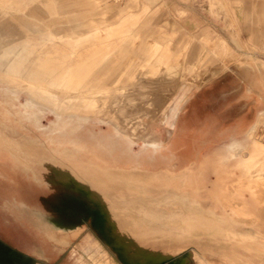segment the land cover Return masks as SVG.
Here are the masks:
<instances>
[{"label":"rangeland","instance_id":"obj_1","mask_svg":"<svg viewBox=\"0 0 264 264\" xmlns=\"http://www.w3.org/2000/svg\"><path fill=\"white\" fill-rule=\"evenodd\" d=\"M136 1L137 6L131 9L128 8L134 3L131 0H0V264H86L85 258H79V255L80 245L87 247L82 240L88 233L115 263L130 264L133 257L130 251L117 248L114 245L116 241L112 245L104 241L96 229V234H92L91 228H83L84 232L78 238L68 239L70 230L79 225L76 218L84 217L89 226L96 218L92 203L86 196L89 194L77 186L73 178H84L95 194L102 197L93 199L94 202L108 204V199L102 196L107 189L103 187L101 170L112 173L108 170L125 167L134 156L142 160L143 166L153 170L171 167L175 170L185 164L197 163L193 158L203 149L204 145L198 144L197 136L191 132L180 133V118L177 126L175 124L188 98L205 82L196 78L199 74L205 78L210 68L200 69L198 65L193 69L190 65L182 74L181 65H174L172 73L167 71L169 67H164L157 76L165 78L161 81L178 76L180 86L184 83L168 105H153L154 119L149 128L158 134L154 133L156 141L130 148L112 123L98 122L94 117L98 112L89 108L90 102L85 100L90 96L86 95L94 88L107 91L116 84L130 83L139 74L156 78L153 76L156 66L153 65V57L146 58L141 66L142 62H127L122 57L112 59L109 57L111 51L102 54L106 49H85L97 40L96 35L91 34L93 29H99L100 35H104L108 27L115 26L127 12L140 13L141 5L152 1L149 11L153 12V19L141 14L132 33L147 26L156 30L167 20L178 28L169 41V49L175 51L189 40L192 53L200 42L197 38L190 40L186 35L189 31L193 36H199L206 28L212 37L224 38L240 55L237 63L244 66L229 64L227 68L222 65L220 73L205 84L225 72L251 74L263 99L259 102L258 111L264 110V81L260 73L264 72V46L260 48L264 42V25L263 34L248 42L250 48L244 51L237 47L233 37L239 33L247 42L253 28L249 24L232 25L229 15L223 18L217 6L219 0ZM46 6L50 7L52 16L44 11ZM61 6L64 7L57 15ZM193 19L196 24L191 22ZM35 22L39 23L38 27ZM66 29L71 31L65 32ZM77 34L80 37H73ZM148 51L153 53V49ZM183 99L177 115V107ZM68 107L71 109L67 110ZM150 107L141 105L139 109ZM154 108L160 110V115ZM72 113L85 118L78 120ZM139 118L143 123L149 122L144 114ZM256 129H259V140L264 143L263 116ZM57 165L70 167L75 172L89 170V175L79 172L80 175L65 179L58 174ZM259 169V173L264 172V164ZM236 178L234 172L228 183ZM261 197L264 198V191ZM55 209H59L66 218L54 215ZM91 210L95 217L89 218L93 213ZM70 223L75 224L70 226ZM239 230L250 231L243 224L239 225ZM89 259L88 264H100L102 261L99 257ZM183 259L153 264H180Z\"/></svg>","mask_w":264,"mask_h":264},{"label":"crops","instance_id":"obj_2","mask_svg":"<svg viewBox=\"0 0 264 264\" xmlns=\"http://www.w3.org/2000/svg\"><path fill=\"white\" fill-rule=\"evenodd\" d=\"M131 1L134 3L128 8L132 9L137 1ZM151 2L142 4L140 13L127 12L115 26L110 25L104 35H100L99 29H93L91 34L96 35L97 40L85 49H106L102 54L111 51L112 59L122 57L127 62H142L141 66L146 58L153 57L156 66L153 80L163 79L157 76L164 67L173 71L174 65H181L182 74L190 65L193 69L198 65L200 69L210 68L204 70L205 78L201 74L196 78L205 82L185 100L177 117L181 103L187 98L180 95L184 99L177 107L175 124L177 126L180 118V133L191 132L197 136L203 149L193 158L197 163L175 170L174 167L153 170L143 166L137 156L125 167L108 170L112 173L101 170L103 187L107 189L102 196L108 199V204H97L86 194L96 212L95 221L89 226L84 217L76 218L79 225L70 230L68 239L78 238L83 228H91L89 230L95 234L96 229L104 241L111 245L116 241L117 248L130 251L133 255L130 264H153L181 257L184 259L180 264H264V198L261 197L264 172L259 173V167L264 164V143L259 140V129H256L264 110L258 111L263 99L256 89L255 79L251 74L231 71L205 84L220 73L222 65L244 66L237 63L240 55L227 41L212 37L206 28L199 36H193L190 31L186 33L190 40L197 38L200 42L194 53L189 40L175 51L169 49V41L178 28L167 20L156 30L147 26L132 33L141 14L153 19V12L149 11ZM49 6L43 9L52 16ZM217 6L223 18L231 16L232 25L252 26L247 42L239 33L233 37L237 47L247 51L248 42L263 34L264 0H219ZM63 7L57 10V15ZM191 22L197 23L195 19ZM68 31L71 29L65 30ZM73 37L78 38L80 34ZM263 46L264 42L260 48ZM150 49L153 53L148 51ZM260 73L264 81V72ZM173 125L174 122L171 128ZM119 133L130 148L142 145L125 131ZM62 166L57 165L56 169L65 179L80 175L79 172L89 175V170L75 172ZM234 172L237 178L232 184L228 183ZM54 215L66 218L59 209H55ZM92 215L95 217L93 212L89 218ZM72 224L75 223L70 226ZM240 224L248 226L250 231L239 230ZM82 241L87 247L80 245L79 258H85L86 264L94 257L102 258L100 264H117L90 233Z\"/></svg>","mask_w":264,"mask_h":264},{"label":"bare ground","instance_id":"obj_3","mask_svg":"<svg viewBox=\"0 0 264 264\" xmlns=\"http://www.w3.org/2000/svg\"><path fill=\"white\" fill-rule=\"evenodd\" d=\"M170 73L172 72L170 71ZM164 74H167V73H164ZM169 74L168 76L171 75ZM167 77L166 79L169 78L168 81H164V80L161 81V79L158 81H154L153 79L149 78L147 75L142 76V77H141V74L135 75L134 79L130 83L116 84L112 87V89H109L107 91L102 90L101 88L92 89L90 91L91 95L89 93H88L89 95H86L87 97L88 96L90 97L87 98L85 102L89 101L90 102L89 108H92L96 112H98L97 114L99 115L96 114V116L94 117L98 120L99 123L104 122V121L108 123H112L117 132L125 131L130 137H132L135 140V142H140L142 145H147L150 142L152 143L153 141H156L153 139L155 137L154 136L155 132L153 133V130L149 128L150 124L153 122V119H154L153 118V111H154L153 105L155 104L158 106L159 105L161 106V104L168 105L172 97L175 95L178 87L180 86V80L178 76H174V77L172 76V78L171 77L167 78ZM31 87H34V86L32 85ZM47 89L48 88H45V90ZM82 94L83 93H81L80 96H82ZM84 95L83 97H85ZM167 95H171L170 98H167L166 97ZM150 96H152V99L149 98ZM153 96H154V99H153ZM34 102H38V100ZM141 105L142 106L151 105L152 107L140 110L139 107ZM158 106L156 108H158ZM156 108L154 109L157 110ZM69 109H71V107L67 108V110ZM157 111H159V115H160V110H157ZM140 114H144V116L149 118V122L148 123L141 122V118H139ZM58 115L61 116V114L59 113ZM71 115L76 116L78 120L81 117L85 118L84 116L80 117V115H77L75 113L74 114L72 113ZM157 116L158 115H156V117ZM73 180H75L74 182L75 184H77V186L86 190L91 200L102 199L100 195L95 194L93 188L89 187V185L87 184L84 178H80V179L73 178Z\"/></svg>","mask_w":264,"mask_h":264}]
</instances>
